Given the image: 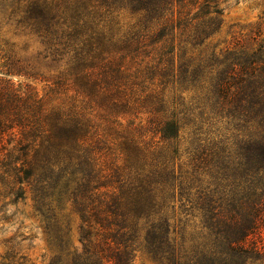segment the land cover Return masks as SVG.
I'll return each mask as SVG.
<instances>
[{
	"label": "trees",
	"instance_id": "16d2710c",
	"mask_svg": "<svg viewBox=\"0 0 264 264\" xmlns=\"http://www.w3.org/2000/svg\"><path fill=\"white\" fill-rule=\"evenodd\" d=\"M219 1L12 0L11 14L40 41L43 60L66 66L46 82L67 106L50 108L31 85L20 91L0 78V197L16 203L30 194L59 250L51 264H133L139 246L158 264H264V245L254 240L264 230V44L243 59L227 49L222 59L216 49L194 57L221 29ZM127 11L137 21L122 33L115 16ZM4 58L7 77L37 80ZM204 76L210 108L251 131L238 146L244 162H192L194 173L216 164L223 178L237 168L235 191L217 198L171 162L185 114L155 91ZM96 112L115 151L96 138ZM176 203L184 217L200 211L208 239L187 240L171 225ZM66 206L79 220L81 251L63 246L58 215Z\"/></svg>",
	"mask_w": 264,
	"mask_h": 264
},
{
	"label": "rangeland",
	"instance_id": "374dc122",
	"mask_svg": "<svg viewBox=\"0 0 264 264\" xmlns=\"http://www.w3.org/2000/svg\"><path fill=\"white\" fill-rule=\"evenodd\" d=\"M219 2V8L222 10L221 29L212 41H208L206 46L194 52V57L198 52L207 55V52H204L206 49H209L211 53L216 49L215 57L219 59H222L219 51L225 49L234 53L228 54V57H240L241 53L251 54L258 49L259 45L264 44V0H220ZM11 4L12 0H0V78L11 80L20 87V91H24L25 84L31 85L50 108L63 104L67 106L68 100L51 94L49 89L51 85L47 83H53L55 78L66 69V66L62 63L43 60L44 48L28 28L19 24L20 16L11 14ZM115 19L122 33L128 32L137 21L130 11L116 15ZM262 55L264 56V52L261 57ZM4 56L12 57L14 62L20 61L17 65L37 80L28 79L25 76L7 77L4 75L7 72L3 68L6 61ZM258 56L254 58L257 60ZM177 64L175 62V68ZM148 85L149 82H147ZM209 86L210 81L207 76H204L201 83L176 82L161 88L155 85V91L160 94L162 89L164 90L165 97H163L169 106L176 98L178 103H181L180 111L185 114L180 118L179 138L171 143V162H175L177 167L181 166L182 173L187 174L186 177L201 181L194 185L199 190H205L210 194L215 192L214 196L217 198L230 191H235L234 187L238 183L235 182L234 177L229 176H233L232 172L237 168L229 166L228 173H226L229 176L223 178L222 172L212 168L216 164L213 163L206 169L202 166L204 171L194 173L192 162H200L196 160L197 157L206 158L204 162H244L239 156L238 146L246 142L244 138L251 134V131L244 129L239 131L233 122L217 115L210 108L211 102L208 97H205ZM93 115L96 117H92L98 135L96 138L103 137V139L100 138L101 141L107 143L106 145L115 151L118 143L113 140L114 137L107 135L106 124L101 113L96 112ZM142 118L145 120L146 116ZM174 150H177L176 154L172 153ZM0 193L5 196L4 191L1 190ZM11 201L10 198L0 197V264H51L60 255L59 250L52 244L45 229V222L34 211L30 194L27 193L24 200L16 203ZM179 207L180 204L176 203L175 209L169 212L171 225L176 226L180 234L184 230V237L187 240L193 238L196 241L202 236L208 239L207 232L202 230L203 221L200 211L193 210L191 215L184 217L180 214ZM58 217L59 224L67 227V229L62 228L66 233L63 246L67 252L72 253L75 249L81 251L82 247L78 239L80 225L78 218L71 212L69 206H66ZM259 236V239L254 240L258 245H264V230ZM67 252L64 250L63 255L67 256ZM133 264L158 263L143 246H139L134 252Z\"/></svg>",
	"mask_w": 264,
	"mask_h": 264
}]
</instances>
